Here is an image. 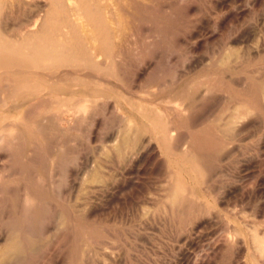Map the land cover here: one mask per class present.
<instances>
[{
    "label": "rangeland",
    "instance_id": "rangeland-1",
    "mask_svg": "<svg viewBox=\"0 0 264 264\" xmlns=\"http://www.w3.org/2000/svg\"><path fill=\"white\" fill-rule=\"evenodd\" d=\"M49 1L5 7L0 23L19 36ZM108 1L117 66L30 70L76 102L98 94L87 119L15 106L0 79V249L26 241L0 264H264V0ZM154 116L187 128L194 178L180 143L170 160L120 154Z\"/></svg>",
    "mask_w": 264,
    "mask_h": 264
},
{
    "label": "bare ground",
    "instance_id": "bare-ground-1",
    "mask_svg": "<svg viewBox=\"0 0 264 264\" xmlns=\"http://www.w3.org/2000/svg\"><path fill=\"white\" fill-rule=\"evenodd\" d=\"M107 1L108 0H51L49 1V3H46L50 7L48 8L50 9V12H48L46 16H43V18H41V14L38 15L41 18V22H39V19H37L33 22L27 23V25L24 26L25 28L23 27L24 31L19 36L18 34L15 36L12 35V33L9 34L7 32L8 30L2 27L0 23V79L2 80V82L8 83L9 87L12 88L10 89L12 90V97L14 99L22 98L24 100L21 104L19 103L22 100L19 103H12L13 105L21 107L30 103L31 101H37L41 102L40 104L42 105V113H47L48 110L49 112L50 110L52 112L54 111V116H56L57 120L59 119V121H61L60 119H62V117H66V115L72 116V118L78 119V121L87 119L89 113L92 111L94 102L97 101L96 97H98V94L92 91L90 92V94H88V96L83 97L80 101L76 102V100H74V96L81 91H73V88L70 89L69 84L68 86H59L58 81H56L57 79L55 81L50 80L40 75H34L31 71L35 68L56 69L60 67H68L67 70H70V67L75 68L74 70H78L80 69V67L89 68V70L90 67L107 70L109 67L116 65L113 60L112 62H110V58H112L113 56V39L114 37H116V34H119V31L118 33H116V31V34L114 33L113 30L116 28L112 30V24L114 21L115 23H117L118 21L115 20L114 15H112L111 11H109L111 9L107 5ZM109 1L108 3H110ZM36 3H38V0H0V10H3L8 6L31 8L34 5V7H36ZM62 10H66L65 14L61 12ZM115 10L116 6L114 12ZM117 25H120V23H118ZM115 53L117 54L119 52ZM119 63V65H121V60L119 61ZM72 72L74 71L72 70ZM88 82L89 81L86 79L83 80L84 84H87ZM17 94H19L20 96L15 97V95ZM47 98L51 99L48 106ZM178 99H180V97ZM188 99L189 97L186 98L185 96L184 98L179 100V104L177 103L180 106L179 110H181L182 112L181 115H188ZM13 105L11 106L15 107ZM41 115L44 114H40V116ZM175 116H178V114L176 113ZM163 118L162 116H154L142 121L138 119V121H140V123L138 122V125L140 126L137 130H135V134L131 135L132 137L130 136V138L127 137L128 134H124L125 137L122 139L123 145L119 148L120 154H129L130 152H134L136 157L142 156L144 158H147L152 157L153 155L156 156L157 151L160 149L161 152L168 157V159H171L169 155L170 150L173 149L172 151H175L176 146L174 147V145L176 143H180V146H182V148L180 149V153L182 154L181 157L184 158L181 163V171L184 172V174L189 175V177L194 178V171L199 165L195 164V161L196 163H198V161L194 159V156L196 158V155H191L195 151H192L191 153V149L189 150L188 142L190 143V141H188L187 138L190 137V134L188 133L187 128L177 131L175 127L171 128L169 126V122L167 120L165 121V118ZM43 121H48V117H43ZM70 123L72 122L70 121ZM41 124L38 125L41 126ZM8 130L9 129H7L6 131ZM144 135H146L147 137L145 136V138ZM5 137V134L0 135V141H3ZM193 159L195 160L194 162ZM189 164H191V166ZM91 176L92 175H90V177ZM199 179L203 180L202 177H200ZM28 200H31L29 196ZM21 237H19L20 239L17 237L10 238L3 249H0V263L6 262L21 251L23 245L26 243V241ZM258 241L260 242V244L264 245V239L260 237Z\"/></svg>",
    "mask_w": 264,
    "mask_h": 264
}]
</instances>
